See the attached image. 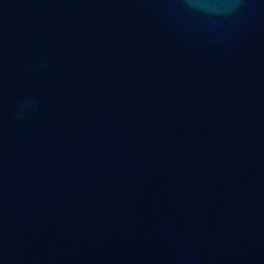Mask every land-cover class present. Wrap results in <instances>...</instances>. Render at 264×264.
Listing matches in <instances>:
<instances>
[{"label":"water","instance_id":"obj_1","mask_svg":"<svg viewBox=\"0 0 264 264\" xmlns=\"http://www.w3.org/2000/svg\"><path fill=\"white\" fill-rule=\"evenodd\" d=\"M0 264H264V0H0Z\"/></svg>","mask_w":264,"mask_h":264}]
</instances>
